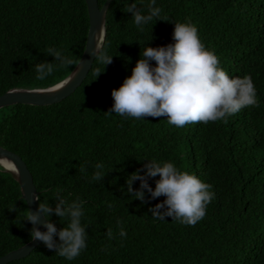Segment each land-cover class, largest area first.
<instances>
[{
	"label": "trees",
	"instance_id": "16d2710c",
	"mask_svg": "<svg viewBox=\"0 0 264 264\" xmlns=\"http://www.w3.org/2000/svg\"><path fill=\"white\" fill-rule=\"evenodd\" d=\"M132 3L147 14L150 0H110L106 8L102 41L111 64L93 58L80 84L60 101L0 108V146L23 160L41 203L54 206L58 189L69 203L84 201L81 223L87 232L86 248L73 260L40 242L6 264H264V0H156L168 20L154 19L143 31L126 12ZM177 22L196 26L230 78L251 77L258 107L241 109L227 123L184 127L166 117L107 113L111 90L131 75L144 47L173 43ZM87 26L84 0H0V94L12 87H47L65 77L74 65L57 67L44 80L36 79L35 65L58 64L47 54L50 47L77 61ZM97 69L102 73L95 78ZM145 160L172 162L210 184L215 195L205 217L194 226L158 220L149 208L164 197L142 204L128 194L125 181ZM98 163L112 170L90 182ZM158 178L149 185L154 188ZM26 213L18 184L0 167V255L30 239ZM49 219L57 228L67 226L55 214Z\"/></svg>",
	"mask_w": 264,
	"mask_h": 264
},
{
	"label": "clouds",
	"instance_id": "9594fccd",
	"mask_svg": "<svg viewBox=\"0 0 264 264\" xmlns=\"http://www.w3.org/2000/svg\"><path fill=\"white\" fill-rule=\"evenodd\" d=\"M156 0H150L147 14H142L135 3L126 7L131 13L134 23L140 31L143 25L161 18V8L155 6ZM173 43L159 47H144L141 58L131 70V75L124 78L118 88L111 90L113 104L107 113L135 119L166 117L170 125L184 127L188 124L205 123L222 120L227 123V117L238 113L246 107H258L256 89L250 76L232 77L219 66L218 57L211 50L205 48L201 42L198 30L192 23H174ZM47 54L54 57L53 62L42 61L35 65L37 80H44L52 75L57 67L76 65V61L64 56L56 48H48ZM103 66L111 64L112 56L103 50V41L95 44L89 50ZM151 61H155L153 65ZM104 70V67H103ZM102 73L95 72V78ZM69 79L61 81L48 91L55 92L68 84ZM141 168L130 173L125 181L127 193L142 204L149 200L164 197L149 208L151 215L158 220L171 218L181 224L194 226L206 215L207 205L214 199L211 185L201 181L196 175L179 170L172 162L148 161ZM7 171L20 175V169L13 162L4 163ZM96 171L91 181H100L107 171L102 163L95 165ZM80 171H86L81 165ZM155 179V187L148 183ZM139 181V187L133 188V182ZM57 190L56 203H41L39 197L35 210L27 209L23 220L32 225L30 237L33 241L43 243L49 250L60 257L73 260L86 248V226L82 225L84 216L82 205L84 201L77 198L68 202L59 195ZM145 192L149 195L146 197ZM109 208L113 205L109 204ZM9 211H15V205ZM52 214L60 221L66 220L67 226L57 228L49 218ZM117 224L122 222L117 220ZM41 227L45 229L41 231ZM120 237L127 233L121 227ZM109 239H114L111 229L107 231ZM58 237V240L56 239Z\"/></svg>",
	"mask_w": 264,
	"mask_h": 264
},
{
	"label": "water",
	"instance_id": "95a60500",
	"mask_svg": "<svg viewBox=\"0 0 264 264\" xmlns=\"http://www.w3.org/2000/svg\"><path fill=\"white\" fill-rule=\"evenodd\" d=\"M86 6V13L88 18V26L85 35L84 46L80 57L76 61V65L72 67L69 73L56 83L43 88H21L12 87L0 94V108L6 105L15 103L32 104V105H47L68 96L82 81L87 73L94 56L89 54V50L92 49L96 43L103 40L104 36V24H105V12L110 0H104V2L98 6L97 0H84ZM72 72L75 73L73 79L58 91L50 92L51 88H55L61 81L70 78ZM0 160L5 163L13 162L20 169V175L7 171L4 164H0V167L11 178H13L18 184L19 193L24 200L27 209L35 210L38 206L37 201H34L36 191L32 182L31 174L25 166L23 160L16 153L7 150L0 146ZM32 226V225H31ZM41 227V231H44ZM40 242L30 239L24 244L7 251L0 255V264H6L15 259L26 256L35 246Z\"/></svg>",
	"mask_w": 264,
	"mask_h": 264
},
{
	"label": "bare ground",
	"instance_id": "6f19581e",
	"mask_svg": "<svg viewBox=\"0 0 264 264\" xmlns=\"http://www.w3.org/2000/svg\"><path fill=\"white\" fill-rule=\"evenodd\" d=\"M5 163V162H4Z\"/></svg>",
	"mask_w": 264,
	"mask_h": 264
}]
</instances>
